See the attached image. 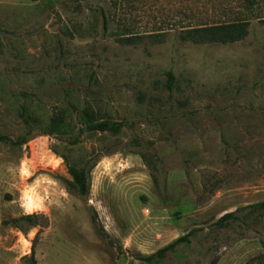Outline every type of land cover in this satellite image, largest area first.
I'll return each mask as SVG.
<instances>
[{
    "label": "rangeland",
    "instance_id": "1",
    "mask_svg": "<svg viewBox=\"0 0 264 264\" xmlns=\"http://www.w3.org/2000/svg\"><path fill=\"white\" fill-rule=\"evenodd\" d=\"M239 13L251 21L241 41L178 36ZM259 17L264 2L250 12L240 0H0V264H248L262 253ZM21 104L38 122L12 145L28 131ZM84 107L124 127L79 133ZM57 108L61 131L44 134ZM62 156L95 163L85 199L67 188ZM228 212L237 219L218 223ZM192 230L164 258L140 259Z\"/></svg>",
    "mask_w": 264,
    "mask_h": 264
},
{
    "label": "trees",
    "instance_id": "2",
    "mask_svg": "<svg viewBox=\"0 0 264 264\" xmlns=\"http://www.w3.org/2000/svg\"><path fill=\"white\" fill-rule=\"evenodd\" d=\"M264 0H240V3H244L245 8L253 10V8L258 7L260 3ZM102 19H103V30L104 32L108 29L110 23V16L106 14L103 8L100 9ZM253 12V11H252ZM259 20L264 23V17H259ZM251 21L249 16L244 13H239L234 19L222 21V22H212V23H200L197 25H187L182 27L178 33V36L183 41H190L196 44H206V43H234L241 41L246 37L249 32ZM142 36H147L149 38H155L159 40L161 37L160 32H149L144 35H133L130 32L121 33L118 35V40L122 44H134L137 39L142 38ZM167 82L166 86L168 89L172 88L174 82V74L172 71L167 72ZM20 115L24 121L28 131L24 136L18 139H8V142L12 145L24 144L27 141V136L31 135L34 130V125L38 122L32 114L29 113L27 106L21 104ZM67 117V111L64 108H57L50 116L49 121L44 129H42L44 134H57L61 131L62 125ZM82 128L79 133L82 132H97V133H109L111 135H117L121 132L124 127V123L121 121H115L110 119L97 118L95 112L90 107H84L80 114ZM1 140H7V137L0 135ZM78 142V138L75 137L72 143ZM66 164L67 173L69 179L65 180L67 188L70 191L75 192L81 198L85 199L90 188V171L95 165L92 161H86L83 165H77L70 162L66 156H62ZM95 157H93L94 159ZM260 205H264L261 203ZM30 225H36L35 215L26 214L22 217ZM237 219L235 212H228L222 215L218 219V223H228L229 221ZM92 221L97 222V217L92 216ZM193 230L176 238L174 241L165 245L164 247L156 250L155 252L148 255H140V259L147 263H153L156 260L162 259L172 252L179 244L189 243L190 235L193 234ZM216 261L213 260L211 264H215ZM248 264H264V251L258 254L253 260Z\"/></svg>",
    "mask_w": 264,
    "mask_h": 264
}]
</instances>
